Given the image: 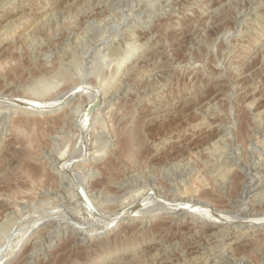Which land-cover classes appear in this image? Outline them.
<instances>
[{
    "label": "rangeland",
    "instance_id": "374dc122",
    "mask_svg": "<svg viewBox=\"0 0 264 264\" xmlns=\"http://www.w3.org/2000/svg\"><path fill=\"white\" fill-rule=\"evenodd\" d=\"M0 28V264H264V0H0Z\"/></svg>",
    "mask_w": 264,
    "mask_h": 264
},
{
    "label": "bare ground",
    "instance_id": "6f19581e",
    "mask_svg": "<svg viewBox=\"0 0 264 264\" xmlns=\"http://www.w3.org/2000/svg\"><path fill=\"white\" fill-rule=\"evenodd\" d=\"M15 1V0H14ZM67 1V0H66ZM61 2V1H60ZM71 2V1H70ZM45 3V2H44ZM94 3V2H93ZM64 4V3H63ZM66 4H67V2H66ZM70 4V3H69ZM225 5V4H224ZM19 6V5H18ZM106 7V6H105ZM214 7V6H213ZM219 7V6H218ZM6 10V9H5ZM34 11V10H33ZM51 12H53V11H51ZM24 14V13H23ZM22 14V15H23ZM58 14V13H57ZM92 14V13H91ZM210 14V13H209ZM75 15V14H74ZM19 16H20V14H19ZM36 16V15H35ZM96 16V15H95ZM210 16V15H209ZM51 17V16H50ZM212 17V16H211ZM16 18V17H15ZM47 18V17H46ZM49 18V17H48ZM28 19V18H27ZM73 19H74V17H73ZM22 20V19H21ZM24 20V19H23ZM75 20V19H74ZM95 20V19H94ZM204 20V19H203ZM13 21V20H12ZM93 21V20H92ZM9 22V21H8ZM38 22V21H37ZM85 22V21H84ZM6 23V22H5ZM16 23V22H15ZM39 23V22H38ZM221 24V23H220ZM3 25V24H2ZM35 25V24H34ZM33 25V26H34ZM209 25V24H208ZM36 26V25H35ZM209 26H211V25H209ZM219 26V25H218ZM7 28V27H6ZM36 28H38V27H36ZM1 29V28H0ZM33 29H34V27H33ZM223 29V28H222ZM3 30V29H2ZM17 30V29H16ZM31 30V29H30ZM11 33V32H10ZM30 33V32H29ZM2 34V33H1ZM9 35V34H8ZM4 36V35H3ZM2 36V37H3ZM7 36V35H6ZM25 36V35H24ZM13 38V37H12ZM1 39H3V38H1ZM8 39V38H7ZM16 40V39H15ZM3 41V40H2ZM10 41V40H9ZM19 41V40H18ZM5 42V41H4ZM12 44H13V41H12ZM13 46H14V44H13ZM242 66V65H241ZM245 71V70H244ZM62 75V74H61ZM65 76V75H64ZM151 76V75H150ZM155 76V75H154ZM63 77V76H62ZM66 77H67V75H66ZM147 77V76H146ZM83 88V87H82ZM81 88V89H82ZM77 90V89H76ZM80 90V89H79ZM97 90V89H96ZM80 92V91H79ZM75 92H70L69 94L71 95V94H74ZM216 93V92H215ZM92 94H94V102H96L97 103V101H100L101 102V100L103 101V99H105V97L102 99L101 97H102V93H100L99 91H96V92H94V93H92ZM200 95V94H199ZM93 96V95H92ZM195 96V95H194ZM193 96V97H194ZM66 97V96H65ZM65 97H62V99L60 100V101H58V102H56V103H54V104H52V105H50V106H48L47 108L46 107H38L37 105L36 106H34L33 104L32 105H30L29 107H25V110L27 111V112H32V113H41V110H39L40 108H46V109H53L54 107H56V106H58L60 103H62V101L64 100V98ZM67 98V97H66ZM58 100V99H57ZM1 101V100H0ZM205 101V100H204ZM242 101H243V99H242ZM12 102V101H11ZM9 103V102H8ZM93 103V102H92ZM199 104V103H198ZM248 104V103H247ZM29 104H27V106H28ZM92 105V104H91ZM95 105V104H94ZM245 105V104H244ZM7 106V105H6ZM93 106V105H92ZM91 106V107H92ZM96 106V105H95ZM245 106H247V105H245ZM8 107V106H7ZM6 107V108H7ZM32 108H35V110H33ZM38 108V109H37ZM247 108V107H246ZM37 109V110H36ZM49 109V110H50ZM6 111V110H5ZM4 112V111H3ZM192 112V111H191ZM5 113V112H4ZM2 114V113H1ZM56 116V115H55ZM2 118V117H1ZM1 122V121H0ZM2 126V125H1ZM213 126V125H212ZM220 126V125H219ZM20 127V126H19ZM18 128V127H17ZM22 128V127H21ZM205 128V127H204ZM17 130V129H16ZM20 130V128H18V131ZM22 130V129H21ZM20 130V131H21ZM200 130V129H199ZM205 132V131H204ZM255 132V131H254ZM18 133H20V132H18ZM22 133V132H21ZM264 134V133H263ZM9 135V134H8ZM24 135V134H23ZM22 136V135H21ZM253 137V136H252ZM8 138V137H7ZM13 139V138H12ZM5 140V139H4ZM257 140V139H256ZM132 141V140H131ZM249 142V141H248ZM254 143V142H253ZM133 144V143H132ZM165 144V143H164ZM249 144V143H248ZM10 145V144H9ZM8 145V146H9ZM126 145L128 146V142L126 143ZM130 145V144H129ZM247 145V144H246ZM241 146V145H240ZM239 146V147H240ZM17 147V146H16ZM177 147V146H176ZM245 147H247V146H245ZM126 148V147H125ZM129 148V147H128ZM127 148V149H128ZM131 148V147H130ZM173 148V147H172ZM175 148V147H174ZM172 150V149H171ZM236 150H238L237 148H236ZM127 152H129V149H128V151ZM239 153V152H238ZM254 153V152H253ZM99 154V153H98ZM229 154V153H228ZM250 155V154H249ZM33 156V155H32ZM228 158V157H227ZM242 159V158H241ZM246 159V158H245ZM229 160H230V158H229ZM86 161V160H85ZM228 161V160H227ZM257 161V160H256ZM255 163V162H254ZM224 164V163H223ZM230 164V163H229ZM247 164V163H246ZM228 165V164H227ZM68 165H66V171H67V169L69 168V167H67ZM64 167V166H63ZM65 168H64V170H65ZM69 170H70V168H69ZM68 170V171H69ZM228 171H230L229 169H228ZM234 171V170H233ZM238 171V170H237ZM65 172V171H64ZM70 173H71V170L69 171ZM69 172H67V173H69ZM222 173V172H221ZM72 174V173H71ZM71 174H69V175H71ZM68 175V176H69ZM222 175V174H221ZM251 175V174H250ZM74 176V175H73ZM197 176V175H196ZM60 177V176H59ZM58 177V178H59ZM75 177V176H74ZM74 177H72V176H70V178H72V181L74 180L73 178ZM199 177V176H198ZM223 177V176H222ZM253 177V176H252ZM180 178H181V176H180ZM195 178V177H194ZM226 178V177H225ZM224 178V179H225ZM191 179H192V177H191ZM264 179V178H263ZM262 180V179H261ZM58 181V180H57ZM82 182H83V180H82ZM193 182V181H192ZM191 182V183H192ZM200 182V181H199ZM65 183V182H64ZM202 183V182H201ZM203 183H205V182H203ZM243 183V182H242ZM85 184V183H84ZM178 184V183H177ZM190 184V183H189ZM188 184V185H189ZM193 184V183H192ZM262 184H264V183H262ZM79 185V184H78ZM207 185V184H206ZM205 185V186H206ZM169 186V185H168ZM204 186V185H203ZM79 187H80V185H79ZM175 187V186H174ZM185 188V187H184ZM183 188V189H184ZM199 188H201L200 186H199ZM207 188V187H206ZM121 189V188H120ZM84 190V189H83ZM192 189H186L185 191H183V197H185L186 199H189V200H192V199H196L197 198V196H195V192H192L191 191ZM220 190V189H219ZM165 191V190H164ZM196 191H198V189L196 190ZM81 192V191H80ZM83 192V191H82ZM107 192V191H106ZM118 192V191H117ZM176 192V191H175ZM114 193H116V192H114ZM182 194V193H181ZM166 195V194H165ZM171 195V194H170ZM197 195V194H196ZM173 196V195H172ZM111 197V196H110ZM162 197V196H161ZM160 197V198H161ZM196 197V198H195ZM247 198V197H246ZM180 199H182V197H180ZM185 199V201H187ZM198 199H200V198H197V200H194V201H198ZM172 200V199H171ZM174 200H176V199H174ZM173 200V201H174ZM188 200V201H189ZM201 201H202V199H200ZM235 200V199H234ZM246 200V199H245ZM185 201H184V199L182 200V202H184V203H182V204H185L186 205V203H185ZM253 201V200H252ZM251 201V202H252ZM190 203H191V201H189ZM193 202V201H192ZM188 203V202H187ZM190 203H188V205H186V206H188L189 208L191 207L192 208V206H193V204H192V206L190 205ZM196 203V205H197V203H200V201H198V202H195ZM203 204H205V203H203ZM206 204H208V203H206ZM213 204V203H212ZM166 205V204H165ZM214 205V204H213ZM175 206V205H174ZM176 206H177V204H176ZM179 206V205H178ZM186 206H184V207H186ZM198 206V205H197ZM196 206V207H197ZM206 206V205H205ZM245 206V205H244ZM7 207V206H6ZM171 207H173V205H171ZM181 207V206H180ZM180 207H178V208H180ZM188 207H186V208H188ZM193 207H195V206H193ZM203 207V206H202ZM208 207V206H207ZM224 207V206H223ZM243 207V206H242ZM166 208V207H165ZM213 208V207H212ZM216 208V207H215ZM230 208V207H229ZM13 209V208H12ZM162 209V208H161ZM176 209V208H175ZM181 209V208H180ZM195 209V208H194ZM189 210V209H188ZM229 210V209H228ZM231 210V209H230ZM236 210V209H235ZM261 210H264V209H261ZM219 211V210H218ZM224 211V210H223ZM124 212V211H123ZM128 213H131L130 211H127ZM126 212V213H127ZM227 212H229V211H227ZM227 212H226V214H227ZM9 213V212H8ZM7 213V214H8ZM127 213V214H128ZM150 213V212H149ZM148 213V214H149ZM167 213H171V212H167ZM206 213H207V211H206ZM210 213V212H209ZM218 213V212H217ZM230 213V212H229ZM234 213V212H233ZM121 214V213H120ZM153 214V213H152ZM4 215V214H3ZM9 215V214H8ZM124 215H125V213H124ZM151 215V214H150ZM201 215V214H200ZM210 215H213V214H210ZM215 215V214H214ZM141 216V215H140ZM187 216V215H186ZM206 216V215H205ZM116 217V219L117 218H119V215H118V217H117V215L115 216ZM120 217H122V215L120 216ZM185 217V216H184ZM210 217V216H209ZM213 217V216H212ZM216 217V216H215ZM231 217H233V216H231ZM243 217H244V215H243ZM254 217V216H253ZM161 218V217H160ZM217 218H220V217H217ZM229 218V217H228ZM238 218V217H237ZM247 218V217H246ZM245 218V220H247ZM114 219V218H113ZM111 219L112 221H115L116 219ZM222 219H224V218H222ZM235 219V218H234ZM263 219V218H262ZM251 220V221H249V219L247 220V224L246 225H248V226H245V227H248V228H250V227H255V226H261L262 224H264V220ZM111 220H110V222H111ZM130 220V219H129ZM142 220V219H141ZM220 220V219H219ZM42 221V220H41ZM144 221V220H143ZM147 221V220H146ZM235 221V220H234ZM237 222H238V224H236V225H243V223H245L244 222V219H243V221L242 220H237ZM236 222V223H237ZM122 223H124V222H122ZM166 223V222H165ZM198 223V222H197ZM208 223L210 224V226H217V224L219 223V221H217V219H215V218H211L210 219V221H208ZM253 223V224H252ZM258 223H260V225H257ZM36 224H38V223H36ZM109 224V223H108ZM140 224V223H139ZM168 224V223H167ZM114 226V224H111L110 226H108L106 229H105V231H108L109 229H111L112 227ZM238 226V227H239ZM136 228V227H135ZM231 228V227H230ZM261 228V227H260ZM211 230H212V228H210ZM48 230V229H47ZM225 230V229H224ZM213 231V230H212ZM259 231V230H258ZM114 232V231H113ZM140 232V231H139ZM161 232V231H160ZM223 232V231H222ZM241 232V231H240ZM154 233V232H153ZM98 234H100V232H97V233H94V234H89V235H96V236H98ZM120 235V234H119ZM205 235V234H204ZM83 238H84V236H82ZM232 239H233V237H232ZM202 240V239H201ZM174 242V241H173ZM233 242V241H232ZM206 244V243H205ZM185 245V244H184ZM150 246V245H149ZM230 246V245H229ZM232 246V245H231ZM201 247V246H200ZM160 248V247H159ZM155 249V248H154ZM164 249H165V247H164ZM206 249V248H205ZM157 250V249H156ZM225 250V249H224ZM147 251V250H146ZM163 251V250H162ZM192 251V250H191ZM205 251V250H204ZM151 252V251H150ZM206 252V251H205ZM156 253V252H155ZM191 253V252H190ZM213 253H215V252H213ZM200 254H201V252H200ZM216 254V253H215ZM214 254V255H215ZM222 254V253H221ZM204 255V254H203ZM218 258V257H217ZM220 259V258H219ZM226 260V259H225ZM246 262V261H245ZM205 264V263H204Z\"/></svg>",
    "mask_w": 264,
    "mask_h": 264
}]
</instances>
